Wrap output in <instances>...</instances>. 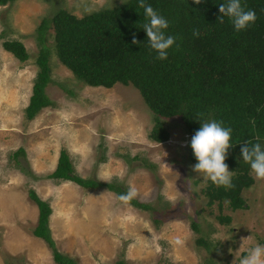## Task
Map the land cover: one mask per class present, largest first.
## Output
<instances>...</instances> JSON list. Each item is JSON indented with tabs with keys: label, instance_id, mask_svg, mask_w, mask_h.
Listing matches in <instances>:
<instances>
[{
	"label": "rangeland",
	"instance_id": "obj_1",
	"mask_svg": "<svg viewBox=\"0 0 264 264\" xmlns=\"http://www.w3.org/2000/svg\"><path fill=\"white\" fill-rule=\"evenodd\" d=\"M120 2L0 4V264H58L44 240L32 233L38 210L28 196L31 187L49 201L56 246L76 264H113L121 258L126 264H239L248 249L264 246V180L252 173L253 184L243 190L244 207L233 210L224 203L228 222L219 221L208 208L202 210L207 181L192 171V136L180 116L166 119L167 140H153L149 132L154 114L139 90L131 83L85 84L57 58L52 29L51 81L45 87L52 104L26 117L38 69L35 35L41 19L61 6L80 16ZM5 38L22 40L29 58L17 59L2 46ZM19 147L25 154L15 158ZM61 148L67 149L77 174L102 181L110 176L108 181L127 189L131 184L138 190L137 199L153 209L124 205L105 186L93 189L49 177ZM211 207L217 212L216 203ZM192 220L198 231L192 229ZM176 237L184 240L183 246L170 243Z\"/></svg>",
	"mask_w": 264,
	"mask_h": 264
},
{
	"label": "trees",
	"instance_id": "obj_2",
	"mask_svg": "<svg viewBox=\"0 0 264 264\" xmlns=\"http://www.w3.org/2000/svg\"><path fill=\"white\" fill-rule=\"evenodd\" d=\"M11 0H0L6 4ZM169 24L165 35L176 37L168 50L167 59H156L149 47L143 25L147 23L139 0H126L112 6L77 15L67 7H58L50 16L43 17L36 26L39 44L35 56L37 71L32 93L25 106L28 119L52 102L45 93L51 81L49 29H52L54 52L59 61L87 85L111 87L116 82L131 83L141 93L152 110L153 125L149 136L156 142L169 138L166 119L179 115L187 132L193 137L202 123L216 121L230 128L231 140L225 163L234 172L233 187H217L207 180L202 194L207 212L219 221H230L223 214L226 203L231 209L244 207L243 190L254 182L251 167L243 161L242 147L259 143L264 150V0H240L242 7L253 10L256 20L237 32L227 17L220 23L219 7L227 0H144ZM199 31L198 36L193 32ZM135 34L138 44H132ZM2 35V34H1ZM2 46L20 61L29 58L22 40L5 38ZM200 114H203L202 116ZM189 142L188 156L197 163ZM13 157L23 156L19 147ZM49 177L71 180L83 187L105 186L117 196L127 188L113 181L83 177L74 171L67 149L61 148ZM29 198L38 208L32 233L44 240L58 264H76L74 257L60 251L50 228L52 207L34 188L28 189ZM217 204V212L211 207ZM130 204L153 209V205L139 199ZM159 221V218H155ZM194 231L199 224L191 221ZM197 241L208 246L204 237ZM113 264H126L116 259Z\"/></svg>",
	"mask_w": 264,
	"mask_h": 264
},
{
	"label": "clouds",
	"instance_id": "obj_3",
	"mask_svg": "<svg viewBox=\"0 0 264 264\" xmlns=\"http://www.w3.org/2000/svg\"><path fill=\"white\" fill-rule=\"evenodd\" d=\"M121 3H126V0H121ZM194 3L200 4L201 0H194ZM138 6L144 10V16L148 21L143 25V30L146 32L149 47L157 53L156 59H167L168 50L176 41V37L165 35L164 30L169 27L168 21L144 0H139ZM219 12L221 15L218 17V21L223 23L225 17L229 18L237 32L247 28L250 23H254L256 20V13L253 10L245 11L240 0H227L226 3L220 5ZM193 35L198 36L199 31L195 30ZM138 43L135 34H133L132 44ZM221 123L204 122L191 138L190 146L197 160V163L192 166V171L200 174L205 181L210 180L217 187L222 186L228 189L233 187L232 176L234 175V172H230L225 163L227 150L231 146L232 130L222 127ZM241 155L243 161L250 165L255 179L264 180V150L261 145L256 143L251 147H242ZM110 179V176L104 177V181ZM138 195L137 188L129 184L127 191L120 194L117 199L122 204L128 205ZM246 239H251V236ZM170 243L174 246H183L184 240L176 237ZM239 264H264V246L257 244L248 249Z\"/></svg>",
	"mask_w": 264,
	"mask_h": 264
},
{
	"label": "crops",
	"instance_id": "obj_4",
	"mask_svg": "<svg viewBox=\"0 0 264 264\" xmlns=\"http://www.w3.org/2000/svg\"><path fill=\"white\" fill-rule=\"evenodd\" d=\"M57 162V161H56ZM55 167V166H54ZM37 210H38V208H37Z\"/></svg>",
	"mask_w": 264,
	"mask_h": 264
}]
</instances>
